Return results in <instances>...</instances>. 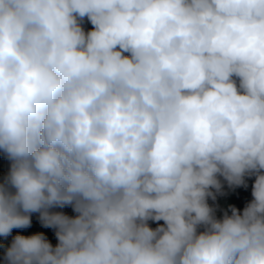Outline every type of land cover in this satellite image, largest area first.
<instances>
[{
  "label": "clouds",
  "instance_id": "1",
  "mask_svg": "<svg viewBox=\"0 0 264 264\" xmlns=\"http://www.w3.org/2000/svg\"><path fill=\"white\" fill-rule=\"evenodd\" d=\"M0 151L5 264H264V0H0Z\"/></svg>",
  "mask_w": 264,
  "mask_h": 264
},
{
  "label": "trees",
  "instance_id": "2",
  "mask_svg": "<svg viewBox=\"0 0 264 264\" xmlns=\"http://www.w3.org/2000/svg\"><path fill=\"white\" fill-rule=\"evenodd\" d=\"M84 27L86 29H90L92 26L87 20H85ZM0 171L7 174L9 171V161L4 156L3 152L0 151ZM248 187H236V188H230L225 181H223V178H221L222 182V189L221 192L216 193V199L212 200L211 198L208 199V203L213 206L216 209V216L219 218L223 215L224 212H228V214H231L230 206L236 207L238 210L242 211L243 208L251 201L252 195V184L254 182V178H246ZM215 192V190H213ZM55 211H63L68 215H75V213L72 211V208L70 206H66L63 209H54ZM152 227H156V222H149ZM162 223V222H159ZM42 232L45 234L47 239L52 243L53 246L56 245L57 239L55 236L54 229L51 228H45L40 223L38 214L33 213L32 214V224L28 228L24 229H13L10 236L7 238L0 236V264H5V248L10 245L12 238L17 235H32L35 233Z\"/></svg>",
  "mask_w": 264,
  "mask_h": 264
},
{
  "label": "rangeland",
  "instance_id": "3",
  "mask_svg": "<svg viewBox=\"0 0 264 264\" xmlns=\"http://www.w3.org/2000/svg\"><path fill=\"white\" fill-rule=\"evenodd\" d=\"M7 174L3 173L0 171V182L3 181L4 177L6 176Z\"/></svg>",
  "mask_w": 264,
  "mask_h": 264
}]
</instances>
